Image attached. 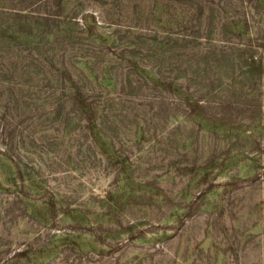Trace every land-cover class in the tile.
<instances>
[{"label":"rangeland","instance_id":"1","mask_svg":"<svg viewBox=\"0 0 264 264\" xmlns=\"http://www.w3.org/2000/svg\"><path fill=\"white\" fill-rule=\"evenodd\" d=\"M37 1L0 0V264H264V0Z\"/></svg>","mask_w":264,"mask_h":264},{"label":"trees","instance_id":"2","mask_svg":"<svg viewBox=\"0 0 264 264\" xmlns=\"http://www.w3.org/2000/svg\"><path fill=\"white\" fill-rule=\"evenodd\" d=\"M44 1V0H43ZM43 1L42 0H38L37 2H39V3H43ZM45 2H47V1H44V3ZM17 10H19V11H16L17 13H19V16H17L16 15V12H15V15L17 16V17H19L20 19H23L24 17H26L25 15H24V12L28 15V14H30V15H32V18H34V19H41L42 17H44V16H46L47 15V12H45V11H38L37 9H30V10H26V9H24V8H19V9H17ZM26 11H28V13L26 12ZM55 17H56V15H54ZM61 16V15H60ZM63 17H65V18H67L68 16H66V15H64ZM68 18H73V17H71V16H69ZM81 20H85L84 19V17H82L81 18ZM85 23H86V20L84 21Z\"/></svg>","mask_w":264,"mask_h":264}]
</instances>
